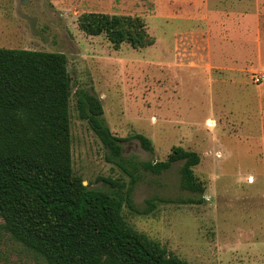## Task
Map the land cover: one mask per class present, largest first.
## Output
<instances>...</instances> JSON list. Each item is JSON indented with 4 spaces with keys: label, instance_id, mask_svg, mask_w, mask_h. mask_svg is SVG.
I'll return each mask as SVG.
<instances>
[{
    "label": "rangeland",
    "instance_id": "374dc122",
    "mask_svg": "<svg viewBox=\"0 0 264 264\" xmlns=\"http://www.w3.org/2000/svg\"><path fill=\"white\" fill-rule=\"evenodd\" d=\"M210 1L0 0V47L67 56L74 168L90 188L112 192L103 178L129 183L134 163L164 160L175 146L199 153L203 195L182 189L183 160L161 174L140 168L135 208L124 206L137 230L189 264H264V82L254 80L264 72L235 53L221 59L225 30ZM88 12L141 16L152 43L117 49L80 28ZM84 91L101 98L106 124L124 138L122 159L108 157L80 116ZM0 264L45 262L0 230Z\"/></svg>",
    "mask_w": 264,
    "mask_h": 264
},
{
    "label": "trees",
    "instance_id": "16d2710c",
    "mask_svg": "<svg viewBox=\"0 0 264 264\" xmlns=\"http://www.w3.org/2000/svg\"><path fill=\"white\" fill-rule=\"evenodd\" d=\"M80 28L105 34L117 49L152 43L141 16L88 12ZM72 86L64 53L0 47V230L45 264H189L137 230L124 206L135 208L140 168L161 174L180 160L182 189L203 195L205 182L194 169L199 153L175 146L164 160L134 163L129 183L103 178L117 188L112 192L90 188L74 168ZM77 107L108 157L122 159L124 138L106 124L101 98L81 92ZM135 136L154 150L148 136Z\"/></svg>",
    "mask_w": 264,
    "mask_h": 264
},
{
    "label": "crops",
    "instance_id": "0c3cea01",
    "mask_svg": "<svg viewBox=\"0 0 264 264\" xmlns=\"http://www.w3.org/2000/svg\"><path fill=\"white\" fill-rule=\"evenodd\" d=\"M214 2L217 6L212 2L211 5L218 12L221 9V14L216 11L212 13L215 17L221 15L222 28L225 30L221 59L235 53L239 59L252 60V65L261 68L264 72V0H215ZM227 44L234 45L226 47ZM221 67L233 70L231 66L221 65ZM231 75H236V82L240 84V75L237 72L235 74L231 72Z\"/></svg>",
    "mask_w": 264,
    "mask_h": 264
},
{
    "label": "built area",
    "instance_id": "2783aa9c",
    "mask_svg": "<svg viewBox=\"0 0 264 264\" xmlns=\"http://www.w3.org/2000/svg\"><path fill=\"white\" fill-rule=\"evenodd\" d=\"M254 80H255L257 83H262V82H264V74H262V73L256 74L255 77H254Z\"/></svg>",
    "mask_w": 264,
    "mask_h": 264
}]
</instances>
